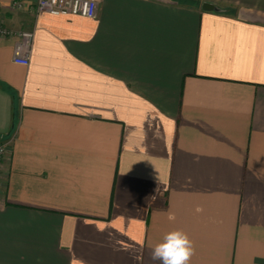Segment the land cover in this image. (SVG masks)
<instances>
[{"label":"crops","instance_id":"crops-1","mask_svg":"<svg viewBox=\"0 0 264 264\" xmlns=\"http://www.w3.org/2000/svg\"><path fill=\"white\" fill-rule=\"evenodd\" d=\"M13 1L0 25L34 37L24 66L0 36V264H160L175 230L191 264H264V0Z\"/></svg>","mask_w":264,"mask_h":264},{"label":"built area","instance_id":"built-area-1","mask_svg":"<svg viewBox=\"0 0 264 264\" xmlns=\"http://www.w3.org/2000/svg\"><path fill=\"white\" fill-rule=\"evenodd\" d=\"M25 0H14L11 8L20 10ZM36 12L52 16H76L94 19L97 12V0H36ZM1 37H15L13 61L27 66L33 45L34 33L30 31H12L0 25ZM6 143H0V180L2 176V161L6 153Z\"/></svg>","mask_w":264,"mask_h":264},{"label":"clouds","instance_id":"clouds-1","mask_svg":"<svg viewBox=\"0 0 264 264\" xmlns=\"http://www.w3.org/2000/svg\"><path fill=\"white\" fill-rule=\"evenodd\" d=\"M196 211L201 212L202 209L197 208ZM194 255L193 241L185 232L175 230L167 233L163 241L152 248L151 259L160 261V264H191ZM75 264H85V261L76 260Z\"/></svg>","mask_w":264,"mask_h":264},{"label":"water","instance_id":"water-1","mask_svg":"<svg viewBox=\"0 0 264 264\" xmlns=\"http://www.w3.org/2000/svg\"><path fill=\"white\" fill-rule=\"evenodd\" d=\"M202 10L204 11H213V12H219V9H217L215 6L208 4V3H204L202 4Z\"/></svg>","mask_w":264,"mask_h":264}]
</instances>
